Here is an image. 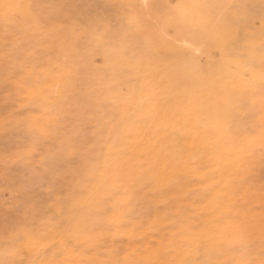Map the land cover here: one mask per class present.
<instances>
[{"label": "rangeland", "instance_id": "1", "mask_svg": "<svg viewBox=\"0 0 264 264\" xmlns=\"http://www.w3.org/2000/svg\"><path fill=\"white\" fill-rule=\"evenodd\" d=\"M0 264H264V0H0Z\"/></svg>", "mask_w": 264, "mask_h": 264}]
</instances>
